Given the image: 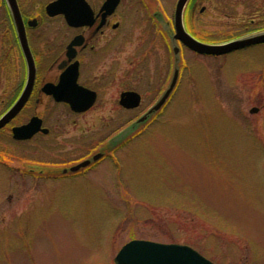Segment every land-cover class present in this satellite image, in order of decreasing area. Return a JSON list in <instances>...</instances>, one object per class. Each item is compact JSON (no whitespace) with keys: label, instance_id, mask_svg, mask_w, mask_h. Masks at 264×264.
<instances>
[{"label":"rangeland","instance_id":"rangeland-1","mask_svg":"<svg viewBox=\"0 0 264 264\" xmlns=\"http://www.w3.org/2000/svg\"><path fill=\"white\" fill-rule=\"evenodd\" d=\"M167 1L171 23L176 0ZM198 2L184 26L209 42L264 23L257 0ZM145 38L132 36L123 51ZM180 54L167 112L84 175L40 176L35 141L0 136L9 152L0 159V264H115L131 238L188 244L217 264H264V43L219 56L185 47ZM119 115L105 136L132 118ZM58 118L74 132L85 127L88 146L100 137L93 116Z\"/></svg>","mask_w":264,"mask_h":264},{"label":"flooded vegetation","instance_id":"flooded-vegetation-1","mask_svg":"<svg viewBox=\"0 0 264 264\" xmlns=\"http://www.w3.org/2000/svg\"><path fill=\"white\" fill-rule=\"evenodd\" d=\"M53 1L15 0L23 26L24 34L20 35L9 6L10 0H0V117L20 97L29 78V69H33L28 98L0 127V136L7 137L14 144L34 140L38 157L35 160L37 174L63 180L84 175L86 171L97 167L103 159L111 156L112 152L142 130L138 128L122 142L112 148L107 147L108 140L147 112L168 86L171 77L170 44L174 30L167 0H162L163 3L152 0L159 5H154L153 9L149 6L151 0H119L108 14L101 10L105 0H86L92 10L91 23L77 26L69 24L63 13L50 14L47 11V5ZM257 1L264 6V0ZM229 4L226 1L224 7L227 15L230 14L228 10L233 11L232 4L230 8ZM198 5V0L187 1L182 11L183 21L188 15L190 20L196 16ZM205 11V6H200L197 16ZM263 25L249 27L250 30L246 32L264 28ZM132 36H137V39L146 37L143 40L146 45L123 51L125 46L122 44L130 43ZM182 47L185 46L181 44ZM122 53L129 55L123 57ZM182 67L183 63L180 64L179 77L170 95L157 110L149 114V123L167 112L169 100L179 85ZM64 75L69 80L75 77L86 99L94 93L95 99L88 109L74 111L67 102L58 101L53 94L43 90L46 84H58ZM125 91L139 94L137 106L125 107L120 103L121 94ZM147 96L150 102L142 106ZM31 105L33 110L25 118L24 112ZM58 107L62 111H58ZM122 112L133 119L124 126L120 124L115 127L105 136L107 121L119 118ZM85 114L101 123L97 129L102 132L99 131L100 137L92 146L84 143V138H89L85 127L81 126L74 132V127L68 128L67 121L58 118ZM33 116L41 119L39 130L29 138H15L13 128L26 124ZM79 139L82 143L76 142ZM0 144V158H3L9 154L1 150L5 149L7 142L4 140ZM80 150V155L74 157V152ZM96 153L101 155L93 159ZM83 160L88 162L70 170L71 166Z\"/></svg>","mask_w":264,"mask_h":264},{"label":"water","instance_id":"water-1","mask_svg":"<svg viewBox=\"0 0 264 264\" xmlns=\"http://www.w3.org/2000/svg\"><path fill=\"white\" fill-rule=\"evenodd\" d=\"M187 1L188 0H177L175 5L172 23L174 33L171 37L170 44L172 69L168 86L147 112L143 113L109 139L107 147L112 148L138 130V128L149 120V114L157 110L170 95L176 85L180 71L181 54L178 42L197 53L209 55H220L250 45L264 43V29L219 43L203 42L195 38L185 29L182 21V11ZM118 2L119 0H105L101 10H105L104 13L108 14L112 12ZM9 6L14 21L17 24L18 33L22 35L24 34L23 26L15 0H10ZM46 9L50 14L63 13L67 22L75 26L91 23L92 20V10L86 0H54L47 5ZM32 82L33 69L30 68L29 78L24 91L9 110L0 117V127L24 105L30 93ZM81 89L82 87L75 82V77L73 80H69L66 75L61 76V80L58 84H46L43 87V90L53 94L56 100L67 102L74 111H84L88 109L95 99L94 93L90 98L86 99L85 95L81 93ZM139 101L140 96L135 91H125L121 94L120 103L125 107L137 106ZM255 110V107L250 109L251 112ZM40 125L41 119L37 116H33L26 124L13 128L14 137L22 139L29 138L33 133L39 130ZM100 155V153H96L92 158L96 159ZM87 162L88 160H83L71 166L70 170H75L80 166H84ZM113 259L115 264H217L199 253L190 245L174 242H159L143 238H133L125 242L118 249Z\"/></svg>","mask_w":264,"mask_h":264},{"label":"trees","instance_id":"trees-1","mask_svg":"<svg viewBox=\"0 0 264 264\" xmlns=\"http://www.w3.org/2000/svg\"><path fill=\"white\" fill-rule=\"evenodd\" d=\"M264 24V23H263ZM264 26V25H263ZM193 34H194V32H192ZM197 37H199L200 39H202V37H200L199 35H196ZM235 36V35H234ZM234 36H232V37H234ZM204 39V38H203ZM202 39V40H203ZM205 40V39H204ZM206 41V40H205ZM1 159V158H0Z\"/></svg>","mask_w":264,"mask_h":264}]
</instances>
